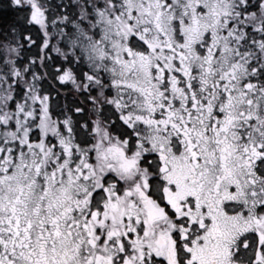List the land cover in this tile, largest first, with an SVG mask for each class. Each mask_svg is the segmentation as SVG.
<instances>
[{
	"label": "snow or ice",
	"instance_id": "obj_1",
	"mask_svg": "<svg viewBox=\"0 0 264 264\" xmlns=\"http://www.w3.org/2000/svg\"><path fill=\"white\" fill-rule=\"evenodd\" d=\"M0 264H264V0H0Z\"/></svg>",
	"mask_w": 264,
	"mask_h": 264
}]
</instances>
